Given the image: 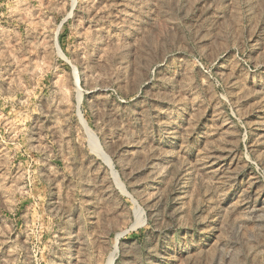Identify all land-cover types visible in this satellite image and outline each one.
<instances>
[{"label":"rangeland","instance_id":"1","mask_svg":"<svg viewBox=\"0 0 264 264\" xmlns=\"http://www.w3.org/2000/svg\"><path fill=\"white\" fill-rule=\"evenodd\" d=\"M0 264H264V0H0Z\"/></svg>","mask_w":264,"mask_h":264}]
</instances>
